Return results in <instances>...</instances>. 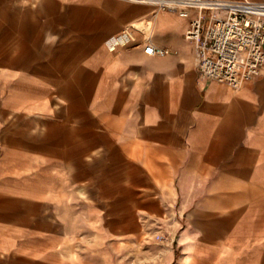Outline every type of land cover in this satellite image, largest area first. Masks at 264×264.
I'll return each mask as SVG.
<instances>
[{
	"label": "crops",
	"instance_id": "1",
	"mask_svg": "<svg viewBox=\"0 0 264 264\" xmlns=\"http://www.w3.org/2000/svg\"><path fill=\"white\" fill-rule=\"evenodd\" d=\"M0 2V264H117L122 211L163 264H264V67L201 76L193 9Z\"/></svg>",
	"mask_w": 264,
	"mask_h": 264
},
{
	"label": "built area",
	"instance_id": "2",
	"mask_svg": "<svg viewBox=\"0 0 264 264\" xmlns=\"http://www.w3.org/2000/svg\"><path fill=\"white\" fill-rule=\"evenodd\" d=\"M160 9L186 14L184 37L197 53L201 76L240 88L264 67V3L246 2L245 8L206 6L211 0H151ZM144 51L159 56L164 48L148 44Z\"/></svg>",
	"mask_w": 264,
	"mask_h": 264
},
{
	"label": "rangeland",
	"instance_id": "3",
	"mask_svg": "<svg viewBox=\"0 0 264 264\" xmlns=\"http://www.w3.org/2000/svg\"><path fill=\"white\" fill-rule=\"evenodd\" d=\"M1 50L2 46H0V58ZM129 213V211L117 212V264H160L166 252L164 248L166 237L160 232L157 234V228L131 226ZM137 229H141V237L131 239V235Z\"/></svg>",
	"mask_w": 264,
	"mask_h": 264
},
{
	"label": "bare ground",
	"instance_id": "4",
	"mask_svg": "<svg viewBox=\"0 0 264 264\" xmlns=\"http://www.w3.org/2000/svg\"><path fill=\"white\" fill-rule=\"evenodd\" d=\"M247 4L245 3H235V2H229V1H217V0H211L210 2H208L206 4V6H230V7H238V8H245ZM167 259V256L166 258ZM183 260L186 261L188 264H191V262L193 261L192 258L189 257H183ZM160 264H163L162 261L160 262Z\"/></svg>",
	"mask_w": 264,
	"mask_h": 264
}]
</instances>
